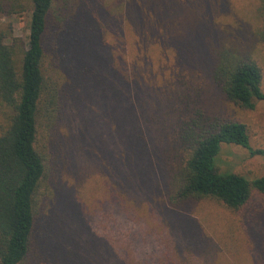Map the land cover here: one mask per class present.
Listing matches in <instances>:
<instances>
[{
	"label": "rangeland",
	"instance_id": "obj_1",
	"mask_svg": "<svg viewBox=\"0 0 264 264\" xmlns=\"http://www.w3.org/2000/svg\"><path fill=\"white\" fill-rule=\"evenodd\" d=\"M64 4L76 13L63 23L68 93L55 128L40 136L50 179L37 194L31 264H264V195L237 211L211 199L168 201L180 134L194 119L246 125L262 153L223 146L218 165L264 176V102L244 109L212 79L214 50L229 46L260 63L264 90L257 0ZM29 20L1 15L0 30L10 24L26 42ZM5 114L0 107V123Z\"/></svg>",
	"mask_w": 264,
	"mask_h": 264
},
{
	"label": "trees",
	"instance_id": "obj_2",
	"mask_svg": "<svg viewBox=\"0 0 264 264\" xmlns=\"http://www.w3.org/2000/svg\"><path fill=\"white\" fill-rule=\"evenodd\" d=\"M66 6L64 0L61 9L55 0H0V16L26 13L30 19L26 42L13 36L10 24L0 30V107L6 112L0 123V264L33 259L37 194L50 179L40 136L55 128L67 92L63 23L76 13ZM254 15L256 37L264 43V0H257ZM214 59L212 79L229 101L247 110L264 102L263 69L255 58L219 46ZM180 139L184 153L169 203L211 199L237 211L254 192L264 195V176L249 180L218 165L223 146L242 147L252 156L262 153L252 150L246 125L198 118Z\"/></svg>",
	"mask_w": 264,
	"mask_h": 264
}]
</instances>
